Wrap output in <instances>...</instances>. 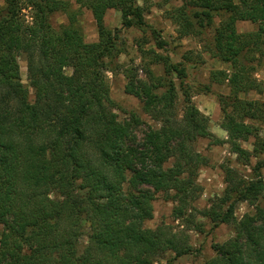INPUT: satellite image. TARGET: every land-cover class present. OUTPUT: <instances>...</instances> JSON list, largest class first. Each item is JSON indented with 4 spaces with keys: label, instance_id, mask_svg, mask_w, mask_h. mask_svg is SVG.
Instances as JSON below:
<instances>
[{
    "label": "trees",
    "instance_id": "obj_1",
    "mask_svg": "<svg viewBox=\"0 0 264 264\" xmlns=\"http://www.w3.org/2000/svg\"><path fill=\"white\" fill-rule=\"evenodd\" d=\"M149 1L74 0L72 9L68 0H3L0 264H171L191 247L184 231L146 226L158 193L174 203L175 220L202 230L196 212L212 226L232 228L204 264H264V136L258 126L264 102L247 97L264 91L255 76L264 62V0H185L169 14L179 37L196 38L229 67L208 78L228 87L218 96L224 140L209 131L208 117L192 101L209 91L187 80V65L196 58L185 54L173 62L162 53L166 42L145 19ZM82 9L91 12L96 41L84 38ZM109 9L119 11V28L105 24ZM59 14L65 21L54 23ZM241 22L253 28L241 31ZM131 27L149 32L153 47L140 42L144 77L123 69L124 91L154 125L134 111L119 119L110 96L106 74L117 71L126 51L123 31ZM202 138L227 144L237 165L250 172L223 165L224 189L197 210L199 171L209 164L195 148ZM248 141L251 150L242 145ZM240 203L249 208L237 218Z\"/></svg>",
    "mask_w": 264,
    "mask_h": 264
},
{
    "label": "rangeland",
    "instance_id": "obj_2",
    "mask_svg": "<svg viewBox=\"0 0 264 264\" xmlns=\"http://www.w3.org/2000/svg\"><path fill=\"white\" fill-rule=\"evenodd\" d=\"M72 9H77V4L74 0H68ZM185 0H150L149 9L146 12L145 19L147 24L156 29L166 42V49L163 54H168L173 62L183 60L182 56L192 55L196 59L192 60V64L188 67V82L200 83L209 85L208 92L196 93L192 97V101L198 109L204 113L208 119L209 131L219 140L226 138V132L221 127L222 112L219 105V95H226L228 87L225 84L209 83V74L214 70H228L227 64L218 61L211 57L208 53L202 50L198 40L192 36L179 37L176 27L169 19L170 11L180 6ZM3 0H0V6ZM26 18L28 12H24ZM80 23L83 29V35L87 42H93L97 39V28L92 18L91 12L87 9H82L79 16ZM105 24L111 28H119L121 25V18L119 11L109 9L104 17ZM54 23H63L65 15H56L53 19ZM241 31L251 30L253 26L250 23L241 22L238 24ZM126 39V51L119 55V67L117 71L107 72V79L110 87V96L118 105L115 110L119 119L127 118L130 112H136L143 122L147 124L154 123L142 112L140 102L132 95L125 93L124 86L126 79L122 73L125 68L133 67L138 70L141 77H144L142 71L141 53L139 52L140 42H147L141 44L145 49L153 47L150 40L149 32H141L140 30L131 27L123 31ZM161 52V51H160ZM20 74L24 84H28L26 79V63L22 58H19ZM157 75L163 74V69L160 66L151 65ZM66 72H70L67 69ZM256 78L264 85V62L255 74ZM249 99H259L264 102V91L261 94L250 93L247 96ZM259 132L264 136V120L258 123ZM145 127H142V129ZM140 132V131H139ZM244 148L251 150L250 141L242 144ZM195 148L207 156L209 164L200 169L198 175V183L202 187L201 194L194 202V208L202 210L207 208L224 189L223 183V165H230L237 168L241 173L248 174L250 169L245 166L237 165L235 155L229 151L228 145L223 143H210L208 139L202 138L195 143ZM254 162V159H252ZM264 179V168L261 170ZM174 203L167 199L164 194H156L153 201V218L146 222V226L154 228L155 226L165 223L172 226L175 232L184 231L188 235L189 245L191 251L189 254L175 258L171 264H204L214 255L213 244L222 243L232 235V228L226 224L212 226V224L200 214L194 212L196 222L201 224L202 230H197L192 225L183 223L181 220H175L172 215V208ZM246 203H240L236 209L235 215L239 218L246 210H248ZM169 257V256H167ZM171 258V256H170ZM160 264H166L162 260Z\"/></svg>",
    "mask_w": 264,
    "mask_h": 264
}]
</instances>
